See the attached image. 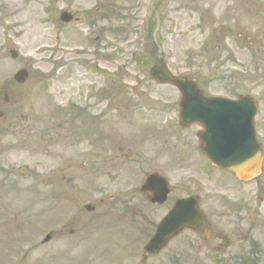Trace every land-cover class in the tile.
<instances>
[{
	"label": "rangeland",
	"instance_id": "obj_1",
	"mask_svg": "<svg viewBox=\"0 0 264 264\" xmlns=\"http://www.w3.org/2000/svg\"><path fill=\"white\" fill-rule=\"evenodd\" d=\"M63 10L74 20L61 22ZM161 61L211 95L261 96L264 0H0V76L12 79L27 68L22 87L29 98L20 102V112L31 115L30 132L8 150L7 131L0 152V167L6 166L0 173V264H40L41 248L23 243L33 236L40 241L44 226L40 201L31 196L39 186L27 167L37 173L53 167L55 151L43 156L30 147L89 148V134L101 141L107 127L109 148L122 142L124 148H175L177 184L186 177L188 160H203L199 128L179 123L181 93L151 76ZM71 128L75 139L61 141L59 131L67 136ZM184 147L197 150L180 161ZM212 175L230 182L229 174L213 169ZM263 184L264 175L254 184V223L261 230ZM115 225L112 238L122 229ZM130 250L113 245L111 264H128ZM165 255L153 264H166Z\"/></svg>",
	"mask_w": 264,
	"mask_h": 264
},
{
	"label": "flooded vegetation",
	"instance_id": "obj_2",
	"mask_svg": "<svg viewBox=\"0 0 264 264\" xmlns=\"http://www.w3.org/2000/svg\"><path fill=\"white\" fill-rule=\"evenodd\" d=\"M22 86L10 80L0 83V152L7 131L11 137L8 150L16 148L14 143L30 132L31 115L20 112V102L29 98V90ZM262 102L264 107V96ZM256 127L263 143L262 174L246 181L234 176L232 183L192 174L191 165L202 162L191 159L183 183L177 184L173 178L175 148H124V142L120 148H109L108 128L102 137L104 148H94L93 134L88 136L89 148L28 146L30 152L43 156L55 151L53 167L41 166L40 173L29 171L40 190L32 196L42 207L44 226L41 241L35 245L39 247H34L41 248L42 263L111 264L113 245L131 249L128 264H153L164 251L166 264L264 262V230L254 223V184L264 175V109ZM68 138L74 140L75 132L61 136L63 142ZM188 152L185 148L179 153V160H187L183 155ZM154 173L166 178L169 190L161 203L152 201L144 190ZM261 189L264 191V186ZM182 198L194 199L201 217L196 216L191 225L170 237L160 253L146 255L145 246L156 232L160 216ZM112 224L122 227L115 238ZM35 238H26L24 243H37Z\"/></svg>",
	"mask_w": 264,
	"mask_h": 264
},
{
	"label": "water",
	"instance_id": "obj_3",
	"mask_svg": "<svg viewBox=\"0 0 264 264\" xmlns=\"http://www.w3.org/2000/svg\"><path fill=\"white\" fill-rule=\"evenodd\" d=\"M61 19L68 22L72 20V15H70L68 12H63L61 13ZM152 75L159 82L174 84L181 90L183 98L181 103L180 118L184 123L188 124L194 121H198L206 124V127L208 128L207 136L209 138V141L207 143L208 146L204 147L210 149L209 151L207 150V154L211 157L212 161L215 164L223 168L232 170L239 178L242 179L256 175L260 171L261 160L259 159L257 154L255 155L254 159L250 160L241 159L236 155L234 158L224 160V158H222L223 151L216 150V148H237V145L240 146L242 144H233V142H230L229 147H226L227 142H224V145L222 147L218 146L220 144V141L217 138L219 134L217 122L224 120V113H230V110H221V104H218L214 99H205L194 82L185 78L174 77L165 63H162L161 65L155 67L152 70ZM16 77L19 81L23 82L26 79L25 71H21ZM246 100L249 101L248 98ZM245 102H243V104L247 105V102L246 104ZM235 105H240V103H236ZM230 136L232 139L234 136L233 130L230 131ZM245 136L246 138H249V140H254V144H257L256 137H254L252 132L245 134ZM236 137L239 142H243L241 134H238V136L236 135ZM235 152H237V150H235ZM159 177L160 176L157 174L153 175L150 177V181L148 182L149 186H152L155 183L156 186L159 187V190L155 191L154 193V199H164L167 193L165 182L161 181ZM159 200L161 201V199ZM172 221V215H169L163 220V222L159 226L156 236L151 240L147 247L148 252L158 251L165 244L167 238L170 235L176 233L183 225V222L180 224H173Z\"/></svg>",
	"mask_w": 264,
	"mask_h": 264
}]
</instances>
